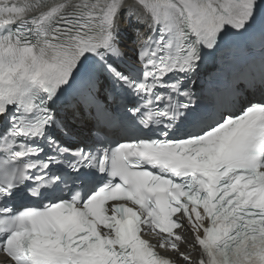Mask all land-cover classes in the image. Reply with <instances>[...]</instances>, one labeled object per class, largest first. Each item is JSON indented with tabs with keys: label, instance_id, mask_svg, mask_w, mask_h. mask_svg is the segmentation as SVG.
<instances>
[{
	"label": "snow or ice",
	"instance_id": "snow-or-ice-1",
	"mask_svg": "<svg viewBox=\"0 0 264 264\" xmlns=\"http://www.w3.org/2000/svg\"><path fill=\"white\" fill-rule=\"evenodd\" d=\"M169 251L264 264V0H0L3 264Z\"/></svg>",
	"mask_w": 264,
	"mask_h": 264
}]
</instances>
